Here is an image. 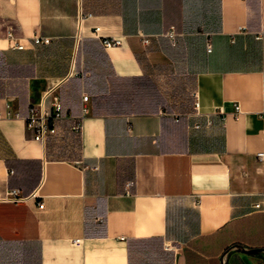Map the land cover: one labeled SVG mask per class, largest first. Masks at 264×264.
I'll return each mask as SVG.
<instances>
[{"label":"crops","instance_id":"1","mask_svg":"<svg viewBox=\"0 0 264 264\" xmlns=\"http://www.w3.org/2000/svg\"><path fill=\"white\" fill-rule=\"evenodd\" d=\"M0 52V264L264 263V0H0Z\"/></svg>","mask_w":264,"mask_h":264},{"label":"built area","instance_id":"2","mask_svg":"<svg viewBox=\"0 0 264 264\" xmlns=\"http://www.w3.org/2000/svg\"><path fill=\"white\" fill-rule=\"evenodd\" d=\"M166 36L169 38L172 45H175L176 43V33L173 29H169L166 32ZM259 37V35L257 36ZM78 38V35H77ZM43 41L47 42V39H36V42ZM144 43H147V39H143ZM101 43L104 47H111L114 45H117L119 43V40L115 38H107L103 37L101 38ZM22 45L14 44L13 49H22ZM207 50L210 51L211 45L209 42H207ZM192 97L194 99V105H196V93H192ZM82 101L85 102L88 99L87 95H82ZM235 111H238V106H234ZM89 109L86 105H83L81 108V115L79 119L71 126V130L78 134L80 131V121L81 118L88 113ZM62 108L58 101L54 100L52 101L50 107L45 106L43 103L40 105H30L28 109V113L25 117L26 127L31 131L33 139L40 141L41 143H45L46 139L54 135L56 133L55 128V122L61 118L62 116ZM264 120V117H263ZM256 156L259 160H264V151H260L256 153ZM132 185V182H126V191L125 194H130L129 187ZM5 198L11 199V200H18L21 198V195L17 189H11L6 191ZM41 206V204H39ZM255 207L258 208L259 204L256 203Z\"/></svg>","mask_w":264,"mask_h":264},{"label":"rangeland","instance_id":"3","mask_svg":"<svg viewBox=\"0 0 264 264\" xmlns=\"http://www.w3.org/2000/svg\"><path fill=\"white\" fill-rule=\"evenodd\" d=\"M6 55V54H5ZM14 56V55H13ZM9 56L0 57V59L8 61ZM26 55L23 53L16 54L15 58L19 59L20 61H24L26 59ZM11 71H9V67L7 64L0 63V95H7L9 92L13 91L15 87H21V83H16L17 81L14 79L8 78L7 75H10ZM21 74H25V70H21Z\"/></svg>","mask_w":264,"mask_h":264},{"label":"water","instance_id":"4","mask_svg":"<svg viewBox=\"0 0 264 264\" xmlns=\"http://www.w3.org/2000/svg\"><path fill=\"white\" fill-rule=\"evenodd\" d=\"M250 253H254V252H258V251H264V249H256V248H254V249H249L248 250ZM264 264V263H263Z\"/></svg>","mask_w":264,"mask_h":264},{"label":"trees","instance_id":"5","mask_svg":"<svg viewBox=\"0 0 264 264\" xmlns=\"http://www.w3.org/2000/svg\"><path fill=\"white\" fill-rule=\"evenodd\" d=\"M0 57H4V54L0 52ZM3 59H0V63H2Z\"/></svg>","mask_w":264,"mask_h":264}]
</instances>
